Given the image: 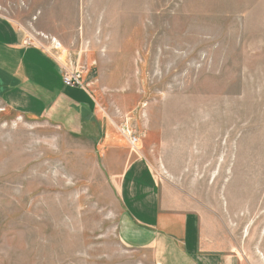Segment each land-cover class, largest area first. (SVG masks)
Instances as JSON below:
<instances>
[{
	"label": "rangeland",
	"instance_id": "obj_1",
	"mask_svg": "<svg viewBox=\"0 0 264 264\" xmlns=\"http://www.w3.org/2000/svg\"><path fill=\"white\" fill-rule=\"evenodd\" d=\"M0 17L96 104L63 128L0 101V264H154L117 235L139 157L209 251L264 264V0H0Z\"/></svg>",
	"mask_w": 264,
	"mask_h": 264
},
{
	"label": "crops",
	"instance_id": "obj_2",
	"mask_svg": "<svg viewBox=\"0 0 264 264\" xmlns=\"http://www.w3.org/2000/svg\"><path fill=\"white\" fill-rule=\"evenodd\" d=\"M23 38L0 17L2 104L18 115L44 117L63 128L92 123L95 101L87 90L63 84V72L69 70L65 60L37 46H27ZM117 194L121 203L117 235L125 247L148 251L154 264L233 263V256L204 246L198 215L177 206L174 197L163 195L145 159L136 158L122 170Z\"/></svg>",
	"mask_w": 264,
	"mask_h": 264
},
{
	"label": "built area",
	"instance_id": "obj_3",
	"mask_svg": "<svg viewBox=\"0 0 264 264\" xmlns=\"http://www.w3.org/2000/svg\"><path fill=\"white\" fill-rule=\"evenodd\" d=\"M25 44L30 46V42L26 41ZM63 84L69 88L87 90V86L83 81L82 73L78 70H64L62 75ZM136 140L134 139L132 144L134 145Z\"/></svg>",
	"mask_w": 264,
	"mask_h": 264
}]
</instances>
